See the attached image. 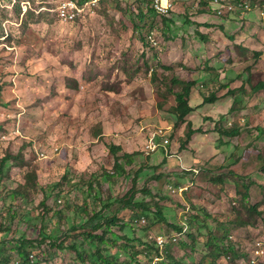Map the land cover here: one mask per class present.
Returning <instances> with one entry per match:
<instances>
[{
    "label": "rangeland",
    "instance_id": "374dc122",
    "mask_svg": "<svg viewBox=\"0 0 264 264\" xmlns=\"http://www.w3.org/2000/svg\"><path fill=\"white\" fill-rule=\"evenodd\" d=\"M62 1L0 0V161L27 165L2 167L0 264H25L19 247L29 264H104L86 237L103 231L110 264H151L134 241L159 233L178 235L171 264H248L264 242V0L224 16L213 0H174L166 15L149 0H73L89 2L73 23L57 18ZM171 78L195 83L187 144L186 123L175 128L154 99ZM168 127L166 150L147 155ZM231 127L239 133H220ZM116 155H127L122 169ZM28 171L47 199L35 189L9 206Z\"/></svg>",
    "mask_w": 264,
    "mask_h": 264
},
{
    "label": "trees",
    "instance_id": "16d2710c",
    "mask_svg": "<svg viewBox=\"0 0 264 264\" xmlns=\"http://www.w3.org/2000/svg\"><path fill=\"white\" fill-rule=\"evenodd\" d=\"M149 2L151 5L152 1L149 0ZM150 11L156 14L152 5L150 6ZM197 12L203 13L204 11L199 10ZM203 37L205 38V36H203ZM194 86H195L194 81L179 80V79L171 78L170 85H166L167 88L165 91L158 88L154 92V99H156V102H157V109L162 113H166V114L168 113V114H172V115L176 116V123L174 125L175 128H178V126L181 123H186L187 131L185 134V136H186V139L184 141L185 144L189 143L193 134L198 132L197 130H195L193 128L191 122L186 121L187 116L194 110V108L191 107V105H190V99H191L190 95H191L192 88ZM175 87H177V89H175ZM257 89L258 90L260 89L259 86H257ZM168 99H172L173 101H168ZM204 100L206 101V103H210V101L212 99L205 98ZM0 129H1V125H0ZM222 130L223 131L222 132L220 131V133L226 137L235 136L239 133V130L236 129L235 127H231L228 129H222ZM4 137H5L4 134L0 135V143L5 140ZM119 150H120L119 147H110V151H112L114 154H116L115 152H117ZM15 156H12L10 154H6L1 159V161H0V176L1 177H2V172H1L2 167L4 164H7L9 161L10 162L17 161L18 163H15L16 164L15 166H18V167H26L27 166L24 163L26 161H24L22 156H17V157H15ZM123 156L126 157L127 155H123ZM123 156H122V158H119L116 155V160H115L116 169H122V166L120 164V160L124 158ZM191 171L194 173L193 169ZM21 184L22 185H17L18 187H15L12 191L8 192L9 206H13V203L16 202L18 200V198H20V197L25 198L24 195L29 193L31 190H35V189L41 190L44 198L47 199V197H48L47 191L45 190V188H43L39 184L37 176L35 175V173L28 171L25 174L24 183H21ZM59 186L60 185H57V187H59ZM245 198H248L247 192H242V199H245ZM45 199H43V200H45ZM42 203H43V201H42ZM244 208L247 209L246 211H248V212H252V213L258 212L256 204L244 206ZM154 215L157 219L165 221L163 215L161 214V207H159V206L157 207V210L155 211ZM10 218H13V217L10 216ZM114 220L115 219H113V218L109 219L107 221L108 225L114 224ZM242 222H240V223H242ZM107 229L109 230V228H107ZM109 233H110V230H109ZM107 235L109 236V234H106V231H103L101 233V235H91L90 233L86 234V237L88 240H91L92 243L95 242V244H96L95 255H97V257L99 259H101V261L103 260L104 264H110V262H108V259H105V256L103 254V252L105 250L104 246H108L109 243L113 242V241H111V238L108 237ZM165 236H167V235H165ZM134 242H136L135 243L136 245L137 244L142 245L141 250H143V252L147 256V258L150 259L151 264H153L154 257L160 255L159 249L155 245V241L150 237V239H149L150 244H148V243L142 244L140 240H135ZM98 245H102L103 247L99 248ZM224 249L225 248L223 247V250ZM227 249H229V248H227ZM26 255L27 254L24 252V249L22 247H19V256L22 257L25 264H29L27 262L28 259H26ZM168 258H169V255L167 253V248H166L165 259L163 261H160L158 264H171V262H170V260H168ZM248 259H249V256H248ZM241 261H243V260H241ZM92 264H95V263L92 262Z\"/></svg>",
    "mask_w": 264,
    "mask_h": 264
},
{
    "label": "built area",
    "instance_id": "2783aa9c",
    "mask_svg": "<svg viewBox=\"0 0 264 264\" xmlns=\"http://www.w3.org/2000/svg\"><path fill=\"white\" fill-rule=\"evenodd\" d=\"M152 7L158 15H166L173 9L174 0H151ZM212 3L215 5L213 9L218 16H224L236 11H244L249 8V4L244 0H236L233 3H230L226 0H213ZM89 5L88 1L84 3H77L73 0H64L56 6V16L61 22L73 23L80 17H84L86 13V7ZM154 33L150 32L148 38L153 40ZM171 132V127L168 128H159L157 129L153 136L148 141L145 146V153L150 155L151 153L157 151L160 147L166 150L167 145H169L168 135ZM160 141L158 143L157 141ZM40 158H45L44 154H40ZM197 173L196 170H193ZM171 192L179 193L182 195L184 192L188 191L189 187L184 186L176 189L172 186L169 187ZM142 222L145 223V219H142ZM155 241L156 247L159 249V256H155L153 259V264H158L160 261L165 259L166 248L169 244L177 242L178 235L165 236L164 234H156L151 237ZM251 255V256H250ZM264 255V242L257 241L253 247V251L249 253L248 264H258V259ZM33 258V256L31 255Z\"/></svg>",
    "mask_w": 264,
    "mask_h": 264
},
{
    "label": "crops",
    "instance_id": "0c3cea01",
    "mask_svg": "<svg viewBox=\"0 0 264 264\" xmlns=\"http://www.w3.org/2000/svg\"><path fill=\"white\" fill-rule=\"evenodd\" d=\"M210 3H212V2H210ZM209 3V4H210ZM203 13H207V12H203ZM201 14V13H200ZM228 20V22L229 23H227V24H219L220 25V28L222 29V28H225V31H227V30H229L230 29V21H229V19H227ZM211 28H208V29H205L207 32H209V30H210ZM212 29H216V28H212ZM261 59V61L263 62V60H262V58H260ZM218 72H220V73H222L223 74V76H220V74L218 73ZM217 72V74H215V75H219V78H220V82H223V81H225L226 79H225V76H226V73L225 72H223V71H218ZM215 84H216V81H213ZM195 87V86H194ZM193 89V88H192ZM227 90H229L228 88H227ZM192 92V91H191ZM216 96V95H215ZM218 96V95H217ZM216 96V98H213V99H220L219 97H217ZM190 98H191V95H190ZM205 98H207V97H205V96H203L202 97V99L204 100ZM217 99V100H218ZM191 100V99H190ZM212 100L210 101V103L209 104H212Z\"/></svg>",
    "mask_w": 264,
    "mask_h": 264
}]
</instances>
